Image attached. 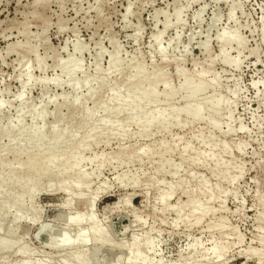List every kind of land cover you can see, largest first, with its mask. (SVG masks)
Wrapping results in <instances>:
<instances>
[{"label": "rangeland", "instance_id": "obj_1", "mask_svg": "<svg viewBox=\"0 0 264 264\" xmlns=\"http://www.w3.org/2000/svg\"><path fill=\"white\" fill-rule=\"evenodd\" d=\"M232 4L233 17L228 18ZM178 7L182 8L181 15L175 20L172 11ZM214 15L219 18L213 26ZM166 16L170 20L164 26ZM235 29L242 47L227 43L220 48L216 34L236 32ZM262 31L264 0H0L1 125L10 119L14 126L20 100L45 113V132L51 126L70 132L86 110L95 112V120L105 119L107 115L98 111L97 105L108 99L112 86L115 93L123 96L125 79L135 65H140L145 74H161L174 91L183 77L204 83L206 89L199 98L221 97L225 103L214 117L215 125L205 112L196 120H188L180 113L176 118L179 125L163 130L150 128L141 135L138 127L130 123L123 134L112 129L104 131L87 140L85 146L80 142L86 127L75 133L71 143L55 147L48 137L39 144L23 137L12 142L0 137V180L9 176V167L16 170L13 177L20 179L23 175L19 172L31 158L51 155L57 164L66 153L81 156L74 171L62 172L54 164L52 176L33 182L38 191L26 196L23 206L26 214L36 220L32 223L22 219L16 224L13 244L0 254V264H264ZM155 36L163 55L155 48ZM202 42H206V49H200L198 43ZM74 44L82 45L78 46L82 50L74 52ZM114 48L122 60L118 68L108 65L107 57ZM68 56L79 60L80 65L77 75L73 73L70 79H90L93 95L86 96L85 87L73 92L66 85L56 65ZM223 56L227 61H222ZM51 77L61 81V86L50 83ZM163 88L161 82L154 86L161 100L159 107L175 109L184 105L180 92L163 100ZM45 93L47 96L42 95ZM75 96L78 100L72 104ZM50 97L53 101L49 102ZM121 119V115L116 116L113 125ZM29 120L25 114L22 123L28 125ZM196 137L210 139L208 144H201ZM156 145L167 150L161 157L170 165L178 164V171L170 173L169 167L164 172L155 170L159 159L154 154ZM141 148L153 151L150 159L141 154L139 158L132 157ZM202 153L211 158L204 164L199 159ZM116 155L128 160H122L124 164L119 166L107 160ZM192 158L199 161L194 163ZM100 159L104 163L98 168ZM213 161L227 164L229 182L211 175ZM125 172L127 176L132 173L136 185L132 186L131 180L118 183L116 177ZM80 176L81 183L73 186ZM63 182L68 188L65 192ZM13 214L11 209L6 219ZM91 225L108 243H70L76 233L87 232ZM61 237L68 239V245L60 246Z\"/></svg>", "mask_w": 264, "mask_h": 264}, {"label": "bare ground", "instance_id": "obj_2", "mask_svg": "<svg viewBox=\"0 0 264 264\" xmlns=\"http://www.w3.org/2000/svg\"><path fill=\"white\" fill-rule=\"evenodd\" d=\"M216 1H218V0H216ZM181 7H178L179 9H175L174 8V11H172V12H174L173 16H174L175 20H178L180 18L179 17V14H180L179 10L182 9ZM229 7L230 8L228 10V18H232L233 17L232 14H233V11H234L233 9H235V8H234L233 4L231 6H229ZM201 8L202 7H200V10H201ZM127 11H128V9H127ZM199 12H201V11H199ZM199 12H198V14H199ZM125 14H127V13H125ZM198 14H196V16ZM165 15H166V13H165ZM217 15L212 16L213 18L211 19V25H213L218 20L219 17L217 18ZM196 18L198 19V17H196ZM168 20H170V19L167 16L164 17V20L162 21V24L164 26H166L168 24ZM175 20H173V21H175ZM169 24H170V22H169ZM208 25H210V24L208 23ZM208 29H209V26H208ZM236 33H237V30H236V32L234 30L233 31H229V32H226V31L218 32L216 34V36H215L216 41H217V45H219V47L222 48L223 45L228 43V44H230V46H231V44H234L237 47H240V46L242 47L241 42L243 43V41L239 38L241 40V42H240V40L238 39L239 36L237 37ZM262 33H263V31H262ZM177 36L179 37V35H177ZM189 36H190V34H189ZM133 40L135 41V39H133ZM154 40L156 42V47L155 48H157V52L160 55H163L164 50H163V48H161L159 46L158 37L155 36ZM191 41H192V39H191ZM198 45H199L200 49H202V50L206 49V42L198 43ZM72 46H73L74 52H76V53H78V52H80L82 50V49L80 50V48L78 47V46L81 47L82 45L74 44ZM101 49H98L97 52H99V50H101ZM117 49H119V48L117 47ZM117 49H115L107 57L108 58V65L111 68H118L121 65V61L122 60L120 59L121 57L119 58V56L117 54L119 52V50H117ZM101 51H103V50H101ZM76 53H75V55H76ZM100 53H102V52H100ZM100 53H98L96 55V57H95L96 63H95V68L94 69H96V70L98 69V63H99L98 62V60H99L98 58L100 56ZM69 56L67 58L57 62V65H56L58 70L65 77L66 85L73 92H76L80 87H85L86 88V93H85L86 96L93 95V90L89 87L90 79L85 78L82 81L80 79L81 82L70 79V77L72 76L73 73H75L76 71L80 70V65H79V62H78L79 60L78 59H77L78 61H76V58H74V59L72 58L71 59V58H69ZM70 57H72V56H70ZM221 59L224 62L227 61L224 56ZM208 60H210V59L208 58ZM219 61H221V60H219ZM24 67H26V66H24ZM36 67H40V66L38 65ZM23 69H25V68H23ZM161 76H162L161 74L155 73V72L150 73V74H145L143 72V69H142V67L140 65H135L132 73L128 74L127 78L125 79V88H124L123 96H120L118 93H115L114 92L115 88H114V86H112L110 88L111 92H110V94L108 96V99L105 102H101V103H99L97 105L96 109L98 111H100V112H104L107 115V117L105 119L102 118V120H95V118H94L95 115H96L95 112H91V111L86 110V111H84L83 116L80 117L78 120H76V123H75V125L73 127L74 129L72 128L73 130H71L70 132H67V131L62 130V129H57L55 126H51L48 129V131L45 132V128L48 126L46 124L47 126L44 127V124H43L46 121L45 118L43 119V117H44L43 115H45V113L44 112L42 113L41 109L37 108V106L34 105V107H33V104H32V106H29V105L25 104L26 105L25 106L22 103L23 100H20L21 99L20 98L19 99L20 100L19 105L17 104L18 105L17 108L15 107L16 108V113H15L16 115H15V124H13L14 126H11L12 124H10L11 123V121H9L10 119L5 124H3V125L0 124L1 125L0 126V137L6 138L4 140H6V141L8 140L9 142H12L15 138L23 137L26 141H32L35 144L41 143V141L43 139H46V137H48L50 139V141H51V146L55 147V146H58L60 144L63 145V143H71L74 140V138H75V133L80 128L86 127L87 128L86 129L87 130L86 134L83 136V139L80 142L81 146H85V143H86L87 140H89L91 138H94L98 133L101 134L104 131H108V130L112 129L118 135L123 134L125 132V129L127 128L126 126H128V124H130V123H134L138 127V133L141 134V135L144 132H146L148 129H150V128H154L156 130L167 129L169 126H171L173 124L177 125L179 123L177 120L179 119L178 114H180V113L183 114L184 117L186 119H188V120H196V119L202 118L203 117V113L205 112L206 113V117L211 122V124H213V125L216 124V121H215L214 117L218 113L219 107L224 103V102H222L220 100L221 97H218V99L217 98L215 99L214 97L199 98L200 95L203 92H205L204 90L206 89V85L204 83H201V82L193 83L191 81V79H189V77L188 78L187 77H183L182 81H180L181 85L179 86L178 90L174 91L173 89H171L169 87L168 83ZM28 77H31V76L28 75ZM50 79H52V80H51V82L50 81L49 82L52 83L53 85H55L57 87L61 86L62 82L58 81L56 79V77H55V79H53L52 77ZM45 80H46L45 82H48L47 79H45ZM96 80H99V79H96ZM23 81H21V85H23V83H22ZM40 81H42V80L40 79ZM28 82H29V80H28ZM28 82H27V84H29ZM93 82H95L94 79H93ZM158 82H161L162 85L164 86L163 91H162V95H161L163 100L164 99H168L170 97H173L174 95L176 96V93L180 92V94H178V95H181V99L185 100L184 105L181 106V107L178 105L180 108L175 107V109L173 108L174 106H171L173 109H169L167 106H165L166 108L165 107L162 108L163 106L159 107L158 106V102H159L160 99H159V96H158V94L156 93V91L154 89L155 84H157ZM96 83H98V82H96ZM18 84H19V81H18ZM21 88H24V87H21ZM42 95L43 96L44 95L47 96L46 93L42 94ZM59 96H61V95H59ZM66 97H68V96H66ZM52 98L53 97H50L47 100H49V102H50V99H52ZM77 100H78V96H75V97H73L71 103L75 104L77 102ZM1 101L2 100H0V107L3 106ZM52 101H53V99H52ZM54 101H55V98H54ZM3 103H5V102H3ZM39 103H41V101H39ZM167 103H169V102H167ZM47 104H48V102H47ZM55 106H54V108H55L54 111H55V114H57V112H59V111H56L57 107H55ZM69 106H71V105H69ZM61 107H63V106H61ZM148 107H150L151 109H149ZM52 113H53V111H52ZM25 114L29 115V118H30L29 121H31V123H29L28 125L24 124L25 122L22 123L23 122L22 120H23V117H24ZM49 114L50 113H48V115ZM119 115L122 116L121 122H119L116 126H114L113 125V122H114L113 119L116 116H119ZM51 116H52V114H51ZM70 116H71V114H70ZM70 116H68V117H70ZM63 117H65V116H63ZM63 117H61V118L63 119ZM177 117H178V119L176 120ZM55 119H57V118H55ZM55 119H53V120H55ZM0 120H2V119H0ZM5 120H7V119H5ZM57 120H55L54 122L56 123ZM58 121H59V123H62V122H60V120H58ZM62 124H64V123H62ZM67 125H65V126H67ZM113 126H114V128H113ZM227 129H229V127ZM126 130H128V129H126ZM209 139L208 138H202V137H196V141H198L201 144H208ZM0 142H2V141H0ZM73 143H75V142H73ZM199 143H197V144H199ZM29 145H31V144H29ZM96 146H97V144H96ZM157 146L158 145H156V147H155L157 150L155 151L154 154L158 155L159 159H158L157 162L155 161L156 162L155 170L156 171H162L163 170V172H164L165 171L164 169L169 167V170H168V168H167V170L170 171V173L171 172L175 173L179 165L178 164H176V165L168 164L169 161L167 162L166 159L161 157L164 153L167 152V150L165 148H163V147H157ZM146 147H148V146H146ZM44 149H46V148H44ZM213 149H215V148H213ZM54 150H56V149H54ZM140 154H141V156H143L144 158H146L148 160V159H150V156L153 154V151L145 149V148H141V150L136 152V154L133 155L132 157H138L139 158V157H141ZM54 155H56V154H54ZM199 159H202V162H203L202 164H204L205 160H208V159H211V158H210L209 154L202 153V154L199 155ZM199 159L198 158H192L191 161L196 163L197 161H199ZM80 160H81V156L78 155L76 152H71V153L64 154V156L62 157L61 160H59V161L57 160L58 161L57 164H55V162H56L55 161V157L51 156V155L49 157H44V158H41V159L31 158V159H29L28 161H26L24 163L23 171L19 172L21 175H23L20 178V179H22V181H20V179L18 177L17 178L13 177L14 173H16L15 172L16 170L11 168V167H9V171H8V175L9 176L4 178L3 180H0V254L2 252H4L5 250H8V248L11 246V244H13L14 228L16 227V224L19 223V221H21L22 219H26V220H30V222H32V221L35 222V220H36L34 217H31V216L29 217L28 214H26V211H25L24 206H23L24 205L23 201H25L24 198L26 196L28 197V195H32L37 190L36 188L34 189V183L33 182L36 181L37 179H40V178L44 177V176H47V178L52 176L54 174V171L52 170L51 167L54 164L58 166L60 171L65 172V173H70V172L74 171V169L80 163ZM107 160L113 161L114 164L119 166L121 164H124V163H122L123 162L122 160H126V159H123L122 157H120V155H116V156H114L112 158H108ZM87 161L89 162V160H87ZM139 161H140V159H139ZM213 162H214V166L212 168H209V172L211 173V175L217 177L218 179H220L222 181L229 182L230 181L229 174H228L229 168H228L227 164L222 162V161H213ZM102 163H104V160L100 159L97 162V167L99 168V166ZM129 163H127V164H129ZM81 164H83V163H81ZM13 167H15V166H13ZM97 170L98 169H96V171ZM167 170H166V172H167ZM155 172H153V173H155ZM129 173L130 172H128V174ZM130 174H131V176H133L132 173H130ZM130 174L128 176H130ZM80 175H82V174H80ZM128 176H127V174L125 172L124 174L119 175L118 177H116V179H118V181H119L118 183L120 185L126 183V181L128 182V180H131L132 186H134V184H135L134 182L135 181L133 180V178H131V176H130V178ZM154 176H156V175H154ZM82 178H83V176L78 177L75 181L72 182V185L73 186H78L81 183V181H82L81 179ZM135 180H139V179H135ZM233 181H234V178H233ZM50 183H52V182H50ZM63 183H64V185H62L61 188H62V192H65L68 189L67 188V183H65V182H63ZM38 185H40V183ZM39 187H37V188H39ZM46 188H48V187L46 186ZM169 196H171V195H169ZM33 208H34V206H33ZM11 209L14 210L13 217L11 219H6V218H8L7 215H8V213H9V211ZM27 213H29V212H27ZM11 216H12V214H11ZM76 234L77 235L70 242V243H72L73 245H76V246L83 245L87 241H95L99 245H103V244L108 243V239H106L104 236H102L100 234L99 230L94 225H91L89 230H87V232H79V233H76ZM64 237H61L60 240H59L60 246L68 245V243H69L68 239L67 238L65 239ZM86 244H88V243H86ZM14 245H15V243H14ZM133 260H134V258H133Z\"/></svg>", "mask_w": 264, "mask_h": 264}]
</instances>
